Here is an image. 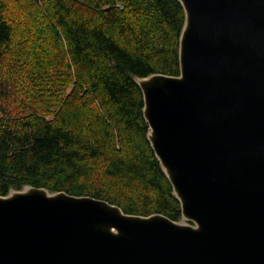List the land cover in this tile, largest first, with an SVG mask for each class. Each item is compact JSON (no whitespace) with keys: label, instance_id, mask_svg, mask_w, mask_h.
<instances>
[{"label":"water","instance_id":"95a60500","mask_svg":"<svg viewBox=\"0 0 264 264\" xmlns=\"http://www.w3.org/2000/svg\"><path fill=\"white\" fill-rule=\"evenodd\" d=\"M177 1L179 75L133 81L180 219L11 188L0 264H264V0Z\"/></svg>","mask_w":264,"mask_h":264},{"label":"trees","instance_id":"16d2710c","mask_svg":"<svg viewBox=\"0 0 264 264\" xmlns=\"http://www.w3.org/2000/svg\"><path fill=\"white\" fill-rule=\"evenodd\" d=\"M183 24L177 0H0V196L30 185L178 221L133 77L179 75Z\"/></svg>","mask_w":264,"mask_h":264},{"label":"rangeland","instance_id":"374dc122","mask_svg":"<svg viewBox=\"0 0 264 264\" xmlns=\"http://www.w3.org/2000/svg\"><path fill=\"white\" fill-rule=\"evenodd\" d=\"M16 11H17V13H20L21 15L15 14L17 17L14 18V21L19 24V23H21V18L20 17L22 16V14H24V12H21L22 10L19 7L16 8ZM6 15L9 17V14H6ZM20 27L22 29V25L21 24H20Z\"/></svg>","mask_w":264,"mask_h":264}]
</instances>
